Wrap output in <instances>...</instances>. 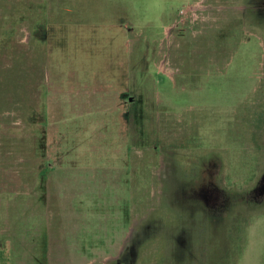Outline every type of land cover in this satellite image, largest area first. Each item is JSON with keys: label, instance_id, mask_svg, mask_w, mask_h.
<instances>
[{"label": "rangeland", "instance_id": "obj_1", "mask_svg": "<svg viewBox=\"0 0 264 264\" xmlns=\"http://www.w3.org/2000/svg\"><path fill=\"white\" fill-rule=\"evenodd\" d=\"M263 177L264 0H0L13 264H264Z\"/></svg>", "mask_w": 264, "mask_h": 264}, {"label": "crops", "instance_id": "obj_2", "mask_svg": "<svg viewBox=\"0 0 264 264\" xmlns=\"http://www.w3.org/2000/svg\"><path fill=\"white\" fill-rule=\"evenodd\" d=\"M104 24V22H99L98 24ZM125 22H123L124 25ZM122 25V23H121ZM11 254V249L6 245L4 242V238L2 233L0 232V264H13V261H10V255Z\"/></svg>", "mask_w": 264, "mask_h": 264}, {"label": "water", "instance_id": "obj_3", "mask_svg": "<svg viewBox=\"0 0 264 264\" xmlns=\"http://www.w3.org/2000/svg\"><path fill=\"white\" fill-rule=\"evenodd\" d=\"M261 189H263V191H264V177H263V182H262V187H261Z\"/></svg>", "mask_w": 264, "mask_h": 264}]
</instances>
